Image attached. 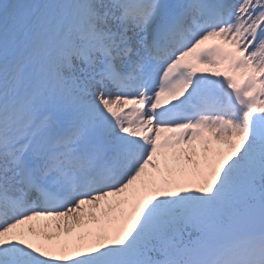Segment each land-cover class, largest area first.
<instances>
[{
	"label": "snow or ice",
	"instance_id": "obj_1",
	"mask_svg": "<svg viewBox=\"0 0 264 264\" xmlns=\"http://www.w3.org/2000/svg\"><path fill=\"white\" fill-rule=\"evenodd\" d=\"M0 264H264V0H0Z\"/></svg>",
	"mask_w": 264,
	"mask_h": 264
},
{
	"label": "bare ground",
	"instance_id": "obj_2",
	"mask_svg": "<svg viewBox=\"0 0 264 264\" xmlns=\"http://www.w3.org/2000/svg\"><path fill=\"white\" fill-rule=\"evenodd\" d=\"M50 222H51V221L39 222V223H37V224L50 223ZM27 228H28V226H27ZM27 228H26V229H21V228H20V229H18V231L21 232V233H24V232L27 231ZM65 235H67V234H65ZM74 239H76L77 241H79V240L81 239V237H79V236H75Z\"/></svg>",
	"mask_w": 264,
	"mask_h": 264
}]
</instances>
